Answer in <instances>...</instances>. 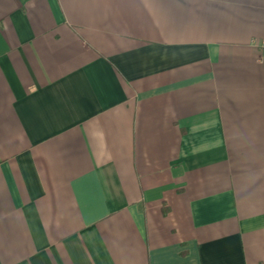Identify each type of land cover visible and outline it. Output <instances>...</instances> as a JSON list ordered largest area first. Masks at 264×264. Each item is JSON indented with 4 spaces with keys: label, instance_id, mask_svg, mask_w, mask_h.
<instances>
[{
    "label": "crops",
    "instance_id": "1",
    "mask_svg": "<svg viewBox=\"0 0 264 264\" xmlns=\"http://www.w3.org/2000/svg\"><path fill=\"white\" fill-rule=\"evenodd\" d=\"M0 264H264V0H0Z\"/></svg>",
    "mask_w": 264,
    "mask_h": 264
}]
</instances>
